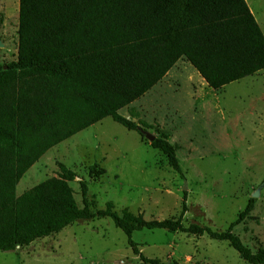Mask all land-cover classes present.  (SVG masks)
Here are the masks:
<instances>
[{
  "label": "trees",
  "instance_id": "1",
  "mask_svg": "<svg viewBox=\"0 0 264 264\" xmlns=\"http://www.w3.org/2000/svg\"><path fill=\"white\" fill-rule=\"evenodd\" d=\"M17 34L16 60L0 64V251L28 246L77 221L108 218L147 264L158 260L141 254L134 231L206 235L227 242L246 263L264 264V246L252 250L233 232L250 216L253 198L225 230L184 225V202L177 218L163 220L128 208L117 212L111 201L92 211L87 184L78 181L79 207L68 184L77 175L60 162L56 177L16 194L18 181L46 151L105 117L143 137L119 110L178 60L213 90L264 70V33L245 0H19ZM150 145L181 174L167 138ZM104 173L97 164L88 167L90 178Z\"/></svg>",
  "mask_w": 264,
  "mask_h": 264
},
{
  "label": "rangeland",
  "instance_id": "2",
  "mask_svg": "<svg viewBox=\"0 0 264 264\" xmlns=\"http://www.w3.org/2000/svg\"><path fill=\"white\" fill-rule=\"evenodd\" d=\"M264 33V0H245ZM19 0H0V64L16 60ZM195 71V72H194ZM196 70L178 60L142 97L119 113L136 131L105 117L44 153L22 176L16 194L59 172L58 162L77 178L68 182L79 207L78 181L88 186L92 211L111 201L145 219L177 218L184 202V225L225 230L258 190L250 216L233 232L255 250L264 246V70L220 90L201 82ZM145 123L146 126L142 124ZM149 133L176 147L181 174L150 145ZM97 164L105 173L88 176ZM141 254L158 264H248L227 242L165 230L134 231ZM0 264H147L135 255L126 235L108 218L81 220L53 236L14 251H0Z\"/></svg>",
  "mask_w": 264,
  "mask_h": 264
},
{
  "label": "water",
  "instance_id": "3",
  "mask_svg": "<svg viewBox=\"0 0 264 264\" xmlns=\"http://www.w3.org/2000/svg\"><path fill=\"white\" fill-rule=\"evenodd\" d=\"M145 137L150 141V142H152L153 140H154V136H152L151 134H149V133H145ZM258 195H259V191L258 190H256V191H254V193L252 194V197L253 198H255V197H258Z\"/></svg>",
  "mask_w": 264,
  "mask_h": 264
},
{
  "label": "crops",
  "instance_id": "4",
  "mask_svg": "<svg viewBox=\"0 0 264 264\" xmlns=\"http://www.w3.org/2000/svg\"><path fill=\"white\" fill-rule=\"evenodd\" d=\"M247 4H248V3H247ZM194 72H195V71H194ZM196 74H198V73H196ZM198 75H199V74H198ZM200 80H201V82L203 83V85L206 86V83L203 81V79L201 78Z\"/></svg>",
  "mask_w": 264,
  "mask_h": 264
}]
</instances>
